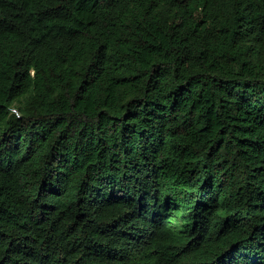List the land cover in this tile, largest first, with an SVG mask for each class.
<instances>
[{"label":"trees","instance_id":"16d2710c","mask_svg":"<svg viewBox=\"0 0 264 264\" xmlns=\"http://www.w3.org/2000/svg\"><path fill=\"white\" fill-rule=\"evenodd\" d=\"M263 52L264 0H0V264H264Z\"/></svg>","mask_w":264,"mask_h":264},{"label":"rangeland","instance_id":"374dc122","mask_svg":"<svg viewBox=\"0 0 264 264\" xmlns=\"http://www.w3.org/2000/svg\"><path fill=\"white\" fill-rule=\"evenodd\" d=\"M263 54H264V52H263ZM175 223H176V226H177V225L179 226L181 222H180V220H179L178 218H176V219H175Z\"/></svg>","mask_w":264,"mask_h":264}]
</instances>
